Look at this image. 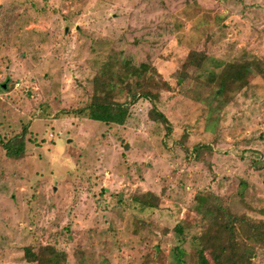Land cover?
<instances>
[{
	"label": "rangeland",
	"instance_id": "rangeland-1",
	"mask_svg": "<svg viewBox=\"0 0 264 264\" xmlns=\"http://www.w3.org/2000/svg\"><path fill=\"white\" fill-rule=\"evenodd\" d=\"M191 49L212 69L264 63V0H0V137L26 128L22 158L0 146V264H38L29 245L65 252L61 264H174L176 224L200 232L220 204L264 218V75L220 95L178 84ZM123 59L170 84L156 102L168 128L142 98L123 124L71 113ZM122 87L114 96L129 102ZM146 190L156 208L132 200Z\"/></svg>",
	"mask_w": 264,
	"mask_h": 264
},
{
	"label": "trees",
	"instance_id": "trees-1",
	"mask_svg": "<svg viewBox=\"0 0 264 264\" xmlns=\"http://www.w3.org/2000/svg\"><path fill=\"white\" fill-rule=\"evenodd\" d=\"M207 58L203 51L191 49L180 61L176 72L177 83L180 84L181 78H195L209 88L215 86L214 94L220 95L234 92L246 85L250 73L264 75V63L258 60L227 61L217 65L218 69H212L206 64ZM117 81L125 86L122 89L128 92L129 102L115 98ZM133 81L136 86L131 88ZM170 89V84L154 64L123 59L119 70L114 71L109 66L102 73L95 74L88 101L71 110V113L106 123L123 124L128 117L130 104L142 98L151 103L147 111L148 117L168 128L169 121L158 109L156 102L161 91ZM25 144L26 128L8 138L0 137L4 154L13 160L23 157ZM202 146L205 144H194L192 150L198 153ZM132 200L150 208H156L159 203L158 196L149 190L134 193ZM173 231L179 241L171 248L174 264H251L256 248H264V218L254 219L247 214L233 212L222 204L217 206L200 232L191 234L180 224H176ZM187 239L190 245L188 250L182 248ZM23 250L24 259L29 263L61 264V260L66 258L65 252L52 247L46 248L49 254L45 253L46 250L39 252L34 245L26 246Z\"/></svg>",
	"mask_w": 264,
	"mask_h": 264
}]
</instances>
